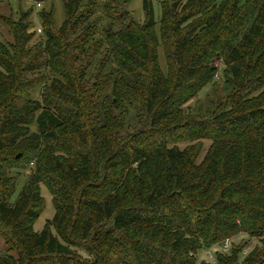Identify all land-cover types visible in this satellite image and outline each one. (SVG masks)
<instances>
[{"label":"trees","instance_id":"obj_1","mask_svg":"<svg viewBox=\"0 0 264 264\" xmlns=\"http://www.w3.org/2000/svg\"><path fill=\"white\" fill-rule=\"evenodd\" d=\"M28 1L0 14V264H196L241 233L260 244L213 264H263L264 0H160L158 31L152 0L144 23L131 0H63L60 26ZM219 63L227 95L186 112Z\"/></svg>","mask_w":264,"mask_h":264},{"label":"rangeland","instance_id":"obj_2","mask_svg":"<svg viewBox=\"0 0 264 264\" xmlns=\"http://www.w3.org/2000/svg\"><path fill=\"white\" fill-rule=\"evenodd\" d=\"M152 3L154 9V19L156 22V31H158L160 26V20L162 18V7L160 0H152ZM20 7L22 11L26 12L31 7V3L28 0H21V2L20 0H12L11 2H9V0H0V14H3L5 16L12 15L14 18H18L20 16L18 14ZM44 7L47 10H49L51 7L54 8L55 23L56 26H60L66 17L63 0H47L44 2ZM36 8L35 10H39L42 9L43 7L42 8L36 7ZM129 10L132 11L134 18L137 21H139L140 23H144L146 14L143 7V0H131L129 4ZM31 18L34 20L33 26L32 28H30L32 31L35 30L36 28L42 27L41 21L38 16L32 15ZM0 40L8 41V42L13 41V36L9 29V26L5 22H3L1 18H0ZM159 62L162 69L166 70L165 58L162 48L159 49ZM224 69H225L224 65L222 63H219L218 73L215 75V81L207 85L196 97L192 98L189 102H187L182 106V108H184L186 112L188 111L195 116H199L201 114L204 115L208 112V110L212 109L215 106L216 104L215 102L220 101L222 98H224L227 95V92L229 90L228 88L229 85L227 83L228 77L225 74ZM34 97H39V95L35 93ZM108 97H110L109 99L112 100V92L108 94ZM101 100L102 103H104V98H101ZM104 114L105 113L103 110L101 116H103ZM135 116H136V112L131 107L127 116L128 126L126 125L125 129L130 130L134 127V125L135 126L137 125V118H135ZM205 146L206 148H208L209 143H206ZM25 181H26V176L22 175L18 182L17 191L14 196V199L15 197H17ZM41 193L45 199V208L35 222L34 229L36 231L42 230L45 224L47 223V221L51 220L55 214L52 195L49 192V190L46 188V186L41 185ZM230 243H231L230 248L239 247L243 244L242 251L239 254L240 260H242L244 256L247 255L256 245L260 244L257 238L251 237L246 233H241L239 236H234L230 238ZM3 246H4V242L2 239H0V251L2 250ZM209 249H203L199 251L198 260L196 264H202L203 262L212 263L210 262L209 255L207 253Z\"/></svg>","mask_w":264,"mask_h":264},{"label":"built area","instance_id":"obj_3","mask_svg":"<svg viewBox=\"0 0 264 264\" xmlns=\"http://www.w3.org/2000/svg\"><path fill=\"white\" fill-rule=\"evenodd\" d=\"M38 7L41 6V3H38L37 5ZM38 31L41 32V28H38ZM230 239H226L224 241V243L221 245V246H213L211 247L207 253L209 255V259H210V262L212 263H216V253L219 251V250H226L230 247Z\"/></svg>","mask_w":264,"mask_h":264}]
</instances>
